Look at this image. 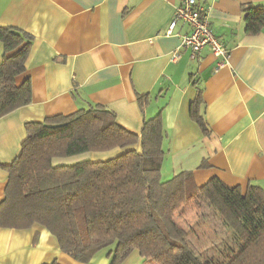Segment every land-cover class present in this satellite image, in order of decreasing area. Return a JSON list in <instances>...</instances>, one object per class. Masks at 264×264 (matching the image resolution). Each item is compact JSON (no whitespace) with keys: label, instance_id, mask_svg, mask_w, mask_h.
I'll list each match as a JSON object with an SVG mask.
<instances>
[{"label":"crops","instance_id":"crops-1","mask_svg":"<svg viewBox=\"0 0 264 264\" xmlns=\"http://www.w3.org/2000/svg\"><path fill=\"white\" fill-rule=\"evenodd\" d=\"M195 1L226 56L205 46L192 57L180 46L186 24L165 33L180 0H0V26L32 36L25 70L15 78L16 85L29 80L31 101L0 117V165L19 152L26 123H57L97 104L137 134L160 112L162 180L189 171L198 187L217 177L242 192L253 185L264 193V27L247 35L241 12L264 0ZM2 54L0 42V61ZM199 91L206 133L189 113ZM121 151L90 152L86 159ZM7 178L0 166V202ZM112 250L79 263L39 225L0 228V264H109Z\"/></svg>","mask_w":264,"mask_h":264},{"label":"trees","instance_id":"trees-1","mask_svg":"<svg viewBox=\"0 0 264 264\" xmlns=\"http://www.w3.org/2000/svg\"><path fill=\"white\" fill-rule=\"evenodd\" d=\"M241 12L245 33H260L264 4H244ZM0 42L2 117L31 101L29 80L16 85L15 78L25 70L32 36L0 26ZM201 103L199 91L189 113L206 133ZM59 119L26 123L19 152L10 164L0 165L8 174L0 202V228L39 225L79 263H88L99 250L113 246L109 264H120L134 250L157 264H206L175 220L177 212L201 211L206 205L239 245L226 264H264L263 191L249 185L242 192L217 177L198 187L189 171L162 180L160 112L144 120L139 134L121 127L112 111L97 104ZM113 149L122 151L105 160L52 163L54 158Z\"/></svg>","mask_w":264,"mask_h":264},{"label":"rangeland","instance_id":"rangeland-1","mask_svg":"<svg viewBox=\"0 0 264 264\" xmlns=\"http://www.w3.org/2000/svg\"><path fill=\"white\" fill-rule=\"evenodd\" d=\"M89 153L54 158L52 163L70 165L86 159ZM175 220L188 234V241L201 260L206 264H226L238 251L239 245L234 241L233 234L206 205L201 211L182 210L175 214ZM120 264H157L150 259L140 257L134 250Z\"/></svg>","mask_w":264,"mask_h":264},{"label":"built area","instance_id":"built-area-1","mask_svg":"<svg viewBox=\"0 0 264 264\" xmlns=\"http://www.w3.org/2000/svg\"><path fill=\"white\" fill-rule=\"evenodd\" d=\"M177 23L188 25L190 31L181 37L182 48L190 49L192 57L202 49L208 47L211 53L215 56H226V51L223 44L211 31L208 21L201 13V9L196 4L195 0H180L175 8L174 17L170 22L166 34L172 35ZM179 56L177 52L172 54V59L175 60Z\"/></svg>","mask_w":264,"mask_h":264}]
</instances>
